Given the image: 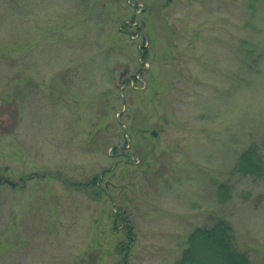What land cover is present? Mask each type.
Masks as SVG:
<instances>
[{
  "label": "rangeland",
  "instance_id": "1",
  "mask_svg": "<svg viewBox=\"0 0 264 264\" xmlns=\"http://www.w3.org/2000/svg\"><path fill=\"white\" fill-rule=\"evenodd\" d=\"M263 143L264 0H0V264H264Z\"/></svg>",
  "mask_w": 264,
  "mask_h": 264
},
{
  "label": "trees",
  "instance_id": "2",
  "mask_svg": "<svg viewBox=\"0 0 264 264\" xmlns=\"http://www.w3.org/2000/svg\"><path fill=\"white\" fill-rule=\"evenodd\" d=\"M264 148V143H263ZM261 147L252 145L243 151L236 165V172L261 177L264 174V159ZM225 187V186H223ZM125 213V212H124ZM119 214V212L117 213ZM125 215L130 242L135 240L133 226ZM176 264H252L247 253L238 251L234 244L232 225L223 219L212 226L196 228L188 237L187 246Z\"/></svg>",
  "mask_w": 264,
  "mask_h": 264
},
{
  "label": "water",
  "instance_id": "3",
  "mask_svg": "<svg viewBox=\"0 0 264 264\" xmlns=\"http://www.w3.org/2000/svg\"><path fill=\"white\" fill-rule=\"evenodd\" d=\"M4 182L10 184L11 186H15V183L14 182H11L9 180H4Z\"/></svg>",
  "mask_w": 264,
  "mask_h": 264
}]
</instances>
